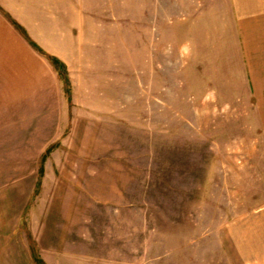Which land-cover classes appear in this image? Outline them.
<instances>
[{
	"label": "rangeland",
	"instance_id": "374dc122",
	"mask_svg": "<svg viewBox=\"0 0 264 264\" xmlns=\"http://www.w3.org/2000/svg\"><path fill=\"white\" fill-rule=\"evenodd\" d=\"M248 1L0 0V264H264Z\"/></svg>",
	"mask_w": 264,
	"mask_h": 264
},
{
	"label": "trees",
	"instance_id": "16d2710c",
	"mask_svg": "<svg viewBox=\"0 0 264 264\" xmlns=\"http://www.w3.org/2000/svg\"><path fill=\"white\" fill-rule=\"evenodd\" d=\"M0 12L4 14V16L10 21L12 26L22 35V37L29 43V45L37 50L39 53L44 54V51L39 47L37 43H35L29 36L28 32L24 27H22L19 23H17L9 14H7L2 7L0 6ZM48 59L51 61L53 66L56 68V70L59 72L60 77L63 78L64 83L67 88V92L69 95V100L71 101V89H70V80L67 75V66L65 63H63L60 59L49 56ZM50 151L48 150L47 154L43 157V159H46V156L48 155ZM39 264H44L42 261L38 260Z\"/></svg>",
	"mask_w": 264,
	"mask_h": 264
},
{
	"label": "crops",
	"instance_id": "0c3cea01",
	"mask_svg": "<svg viewBox=\"0 0 264 264\" xmlns=\"http://www.w3.org/2000/svg\"><path fill=\"white\" fill-rule=\"evenodd\" d=\"M236 3H238V2L236 1ZM247 3L264 4V0H253V1L251 0V1H248ZM261 41H262V43H264V39H262ZM261 58H262V61H264V55ZM255 64H256V61H255ZM251 68H253L255 70V72H254V75L256 76L255 86L259 87L258 88L259 90L257 89V91L259 93H264V72H259L260 70H263V69H261L260 66L254 65V64L251 65ZM262 68H264V67H262ZM259 77H263V78L260 80V79H258ZM255 90H256V88H255ZM262 100H264V98H262Z\"/></svg>",
	"mask_w": 264,
	"mask_h": 264
}]
</instances>
